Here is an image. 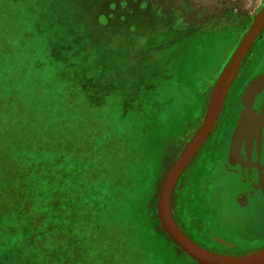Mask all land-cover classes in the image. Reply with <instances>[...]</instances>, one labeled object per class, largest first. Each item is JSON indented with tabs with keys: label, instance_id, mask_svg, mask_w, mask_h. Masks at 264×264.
Masks as SVG:
<instances>
[{
	"label": "rangeland",
	"instance_id": "374dc122",
	"mask_svg": "<svg viewBox=\"0 0 264 264\" xmlns=\"http://www.w3.org/2000/svg\"><path fill=\"white\" fill-rule=\"evenodd\" d=\"M10 1L0 6V40L14 41L17 51L12 43L3 68L14 74L16 102L23 105L24 95L23 106L39 113L35 120L46 106L53 129L54 122L66 121L65 199L73 200L77 185L105 189V196L128 206L123 219L128 232L147 237L154 231L151 209L158 217L161 184L201 126L212 84L264 0H139L145 12L128 0ZM27 19L38 27L30 28L34 34L23 43L18 23ZM9 64L12 70H5ZM256 81L251 78L243 101L233 107L239 112L237 126L229 132L218 122L172 194L178 225L199 245L219 253L264 249V231L253 221L264 215V194L255 196L248 209H238L221 187L237 184L222 166L225 139L231 133L232 149L237 140L242 145L256 114L246 92ZM214 185L221 187L217 193ZM160 231L165 232L162 226ZM176 249L178 263L157 250L149 264H195L177 244Z\"/></svg>",
	"mask_w": 264,
	"mask_h": 264
},
{
	"label": "trees",
	"instance_id": "16d2710c",
	"mask_svg": "<svg viewBox=\"0 0 264 264\" xmlns=\"http://www.w3.org/2000/svg\"><path fill=\"white\" fill-rule=\"evenodd\" d=\"M4 1L0 0V6ZM12 1L15 0L8 4ZM30 23L32 20L18 23V37L23 38V43L34 34L30 28L36 31L38 27ZM48 35L47 39L53 34ZM12 43L0 40V264H149L157 250L168 261H181L175 242L160 231L155 209H151L150 215L154 231L145 237L142 232L137 235L128 232L123 224L128 206L108 194L105 196V189L96 192L77 185L71 194L73 200L65 199L68 193L61 183L68 159L63 144L69 138L66 121L54 122L55 130L46 106L35 120L34 114L39 113L23 106L24 95L23 105L16 102L17 94L11 90L17 86L14 74L3 68L4 55L9 53ZM57 62L62 67L67 65ZM8 63L14 64L10 59ZM11 64L5 70H12ZM44 99L50 101L47 96ZM54 184L59 189L55 190Z\"/></svg>",
	"mask_w": 264,
	"mask_h": 264
},
{
	"label": "flooded vegetation",
	"instance_id": "af4514ba",
	"mask_svg": "<svg viewBox=\"0 0 264 264\" xmlns=\"http://www.w3.org/2000/svg\"><path fill=\"white\" fill-rule=\"evenodd\" d=\"M128 2L130 4L132 3V5L136 9H139L141 11L144 10L143 12H145V10L147 9V7L142 6L139 0H128ZM263 51L264 40L257 38L245 58L242 60L238 73L228 89L213 131L200 149L202 150L206 142L210 139L219 121H223L225 123V126L227 125L226 128H229V132L231 127L237 126L239 112L233 107L234 105H239V103H241L242 94L245 91L247 83L251 80V78L256 77V83L246 92L248 93V95L246 96L245 100H247L248 102H246L249 104L252 103V108L255 110L256 114L249 120V126L245 131V139L242 140V145H239V141L237 140L235 146L232 149L233 143L232 138H230L231 133L229 135L227 134L223 151L222 166L224 167L226 174L230 175V177L237 184H223V186L221 187L223 188V192L225 191V189L230 192V197L232 196V199L235 201L238 209H248L249 207H251L250 205L255 196L264 194ZM229 59L227 60V62L229 61ZM227 62L224 64L221 72L223 71ZM218 77L214 80L211 91ZM260 86L261 89L254 96H252L254 93L253 91ZM243 128V126H240L239 130L237 131V138L242 134ZM221 187L214 185L215 193H217V188ZM231 188L232 191L234 190V193H231ZM260 217H262V219H255L253 221L257 222L255 226H258L261 231H264V215Z\"/></svg>",
	"mask_w": 264,
	"mask_h": 264
},
{
	"label": "water",
	"instance_id": "95a60500",
	"mask_svg": "<svg viewBox=\"0 0 264 264\" xmlns=\"http://www.w3.org/2000/svg\"><path fill=\"white\" fill-rule=\"evenodd\" d=\"M263 29L264 6L255 16L248 31L215 82L201 126L167 172L159 190L157 209L163 230L179 248L199 264H264V249L242 255H231L212 251L199 245L178 225L171 207L176 183L213 131L228 89L238 73L241 62Z\"/></svg>",
	"mask_w": 264,
	"mask_h": 264
}]
</instances>
